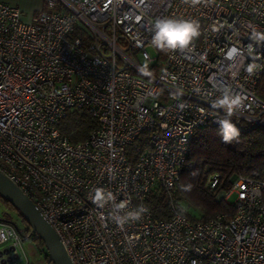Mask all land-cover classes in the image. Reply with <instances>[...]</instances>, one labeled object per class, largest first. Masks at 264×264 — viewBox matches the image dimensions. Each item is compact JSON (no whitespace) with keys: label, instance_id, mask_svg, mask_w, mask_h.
<instances>
[{"label":"built area","instance_id":"1","mask_svg":"<svg viewBox=\"0 0 264 264\" xmlns=\"http://www.w3.org/2000/svg\"><path fill=\"white\" fill-rule=\"evenodd\" d=\"M163 18L194 20L199 35L161 54L152 36ZM260 37L264 0H44L28 20L0 1V172L52 226L71 264H264V180L236 176L216 194L231 210L204 220L173 204L170 218L157 219L144 202L174 187L197 128L229 118L217 105L225 90L244 98L234 124L264 127ZM71 109L97 121L75 144L58 128ZM139 142L148 147L130 161ZM207 184L217 187L219 175ZM97 189L127 202L125 211L148 212L121 229L111 203L93 202ZM3 259L27 264L9 222H0Z\"/></svg>","mask_w":264,"mask_h":264},{"label":"trees","instance_id":"2","mask_svg":"<svg viewBox=\"0 0 264 264\" xmlns=\"http://www.w3.org/2000/svg\"><path fill=\"white\" fill-rule=\"evenodd\" d=\"M163 51L160 50V53L162 54ZM256 93L261 100H264V79L261 80ZM96 125L95 118L85 109H71L59 122L58 128L62 135L75 144L85 140ZM236 126L240 135L230 143L222 141L218 134L219 124H205L194 131L187 162L183 165L174 187L168 192L155 188L144 198L154 218H170L172 215L170 205L173 204L176 211L181 212L191 221L208 219L231 210L225 202L216 199V194L229 188L233 176H249L264 180V127H249L242 122ZM145 147H148L147 143H137L136 148L128 152L130 161H133ZM216 173L219 175V185L210 188L207 179ZM9 209L14 210L23 219L15 208ZM9 215V212H2L0 222L13 224L22 239L31 236L38 241L39 250L44 254L46 264H52L48 261L42 241L30 227H27L24 230L25 234H22L23 232Z\"/></svg>","mask_w":264,"mask_h":264},{"label":"clouds","instance_id":"3","mask_svg":"<svg viewBox=\"0 0 264 264\" xmlns=\"http://www.w3.org/2000/svg\"><path fill=\"white\" fill-rule=\"evenodd\" d=\"M197 2L198 0H192V3ZM198 29L199 25L194 20L174 18L157 19L153 26L152 44L160 50H183L188 48L194 38L199 35ZM260 38L264 39V37ZM243 99L242 96L225 90L222 97L217 101V105L223 108L227 113V117H229L218 121V134L224 143H230L240 135L239 129L230 117L241 108ZM92 199L101 208L109 203L113 205L110 218L121 229L129 222L140 220L143 214L148 212V208L143 205L125 211L127 202L117 203L115 196L111 192H104L99 189L96 190Z\"/></svg>","mask_w":264,"mask_h":264},{"label":"water","instance_id":"4","mask_svg":"<svg viewBox=\"0 0 264 264\" xmlns=\"http://www.w3.org/2000/svg\"><path fill=\"white\" fill-rule=\"evenodd\" d=\"M235 177L236 176H233L231 181H233ZM0 197L22 215L31 231L42 241L49 262L52 264H71L65 249L52 226L40 214L31 199L1 172ZM4 252H8V250L6 249ZM11 258L12 257H8L7 261L10 262ZM13 258L16 259L17 255L14 254ZM5 262L4 259L1 260V264H5Z\"/></svg>","mask_w":264,"mask_h":264},{"label":"rangeland","instance_id":"5","mask_svg":"<svg viewBox=\"0 0 264 264\" xmlns=\"http://www.w3.org/2000/svg\"><path fill=\"white\" fill-rule=\"evenodd\" d=\"M1 2H4L9 5H13L17 7L21 11V15L24 20L29 19V15L33 12V10L36 8L34 7L36 5V0H0ZM147 53L149 56L154 57L157 55V51L152 46H147L146 48ZM138 61L143 64V60L139 57L138 54ZM233 197L231 196L228 201H232ZM9 203L4 202L0 197V214L2 212L10 213L9 218L11 220H14V222L18 225L20 230L23 232L22 234H25V229L29 227L27 222L23 220L21 217L17 215V213L9 208ZM40 243L36 240H34L31 236L25 237L22 239V249L26 255L27 264H46V260L44 257V254L41 253L39 250ZM24 262V260L21 261V263Z\"/></svg>","mask_w":264,"mask_h":264},{"label":"crops","instance_id":"6","mask_svg":"<svg viewBox=\"0 0 264 264\" xmlns=\"http://www.w3.org/2000/svg\"><path fill=\"white\" fill-rule=\"evenodd\" d=\"M43 1L44 0H36V5L34 7H36L33 12L29 15L31 16L33 13H35L37 10H39L40 8H42L43 5Z\"/></svg>","mask_w":264,"mask_h":264}]
</instances>
